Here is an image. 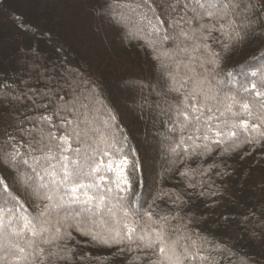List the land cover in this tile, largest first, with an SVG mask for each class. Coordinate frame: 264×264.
<instances>
[{
    "label": "trees",
    "instance_id": "obj_1",
    "mask_svg": "<svg viewBox=\"0 0 264 264\" xmlns=\"http://www.w3.org/2000/svg\"><path fill=\"white\" fill-rule=\"evenodd\" d=\"M243 1L247 7L242 8L237 21L249 25L246 33L242 26L245 38L233 41L226 53L222 43L210 41L221 59L208 76L211 85L203 87L219 90L217 101L209 102V107L220 108L215 113L219 119L208 120L214 130L203 127L212 113L202 109L205 115L200 131L194 132L191 124L182 129L184 117L179 115L184 107L183 94L193 87L181 65L190 57L178 53L166 61L176 75L178 82L174 83L143 35L131 24L126 28L120 22V14L139 0H116L120 7L105 8L103 15L98 11L99 0H0V113L4 116L0 150H10L9 136L17 142L24 138L15 122L23 121L21 127H31L30 118L42 111L37 106L53 93L65 99L77 96L86 105L81 111L93 130L89 133V142L97 146L93 158L117 164L127 158L124 175L129 183L121 184L125 191L115 187L117 177L113 172L102 170L100 174L106 179L100 183L105 190L111 188L108 197L112 204L122 197L136 214L124 218L117 208L113 217L101 210L103 220L101 215L94 217L96 223L88 224L85 231L91 228L107 236L110 228L123 231L125 219L150 223L144 213L151 211L153 219L169 216V231L191 234L198 242L206 238L202 255L211 259L204 264H264V137L251 126L248 132L242 127L232 128L240 119L252 120L239 105L232 110L238 116L226 111L230 101L225 94L243 101L249 94L239 91L241 84L258 80L250 73L264 65V0ZM249 7L253 8L252 17L246 14ZM215 35L221 42H229L220 33ZM165 47L171 51L174 45L169 41ZM192 66L204 73L200 60ZM139 81L144 90L130 91L136 97L127 92V86ZM70 82L79 87L70 89ZM178 87L179 91L172 90ZM251 99H255L254 94ZM216 130L223 135L217 137ZM229 130L238 135L230 137ZM260 131H264V125ZM181 138L184 143L176 148ZM26 171V165L17 169L6 159L0 162V180L8 187L7 193L0 187V200L16 197L22 205L19 212L35 216L43 204L23 183ZM185 172L188 175H182ZM158 193L168 195L158 198ZM177 214L176 219L171 218ZM52 215L56 217V211ZM68 231L72 239L59 243L72 249V264H147L139 248L131 246L132 250H127V242L109 246L75 228Z\"/></svg>",
    "mask_w": 264,
    "mask_h": 264
},
{
    "label": "snow or ice",
    "instance_id": "obj_2",
    "mask_svg": "<svg viewBox=\"0 0 264 264\" xmlns=\"http://www.w3.org/2000/svg\"><path fill=\"white\" fill-rule=\"evenodd\" d=\"M99 2L98 11L101 15L105 8L120 7L116 0ZM244 7L247 5L243 4V0H139L134 7H130L131 14L129 11L120 14L121 24L126 28L131 24L143 35L147 44L157 53V61L174 83L178 82L176 75L168 69L166 61L178 53L190 57L187 64L181 62L186 70V80L193 83L191 91L183 94L181 102L184 105L179 112L184 117L182 129L191 124L193 131L199 132L201 117L205 115L202 109H207L212 116L206 118L202 126L214 130L208 120L219 119L215 113L220 112V108L209 107V102L217 101L219 90L214 91L211 86L205 90L203 85H211L208 76L219 66L221 54L215 52L210 41L222 43V51L226 53L233 41L243 40L245 36L242 35V26L246 33L249 25L243 20L238 22L237 17L242 14ZM215 33L225 36L229 42H221ZM169 41L174 45L171 51L165 47ZM197 53L200 55L196 56ZM196 60H200L203 74L192 66ZM179 68L180 65H177V74ZM228 75L231 76L232 73L229 72ZM250 76L259 79L241 84L239 90L249 96L241 101L236 95L225 94V98L230 101L226 105V111L238 116L239 113H233L232 110L234 105H239L252 120L240 119L238 123L232 124V128L242 127L244 132H248L251 126L260 137H264V131H260L261 125H264V65L257 71H252ZM68 87L73 89L79 85L70 82ZM172 90L179 91L177 88ZM253 94L255 99L250 102ZM37 107L42 111L30 118L31 127H21L23 121L15 122L17 131L23 133L24 138L17 142L14 136H9L10 150H0V162L6 159L17 169L21 164L27 166L23 183L31 195L42 202L43 207L37 215L32 216L19 212L22 205L18 198L0 200V264H72V249L59 243L72 239L69 228H75L82 235L90 236L93 241L109 246L127 242L130 246L127 250L131 251V246L139 248L147 258V264H204L211 259L208 255H202L206 238L201 237L198 242L191 234L180 235L176 229L169 231V216L153 219L151 211L144 213L150 223L142 225L138 220L125 219L123 231L119 227L110 228L107 236L94 232L91 228L85 231L88 224L96 223L93 218L101 215V210L113 217L116 216L114 209L117 208L124 218L136 215L122 197L112 204L108 197L111 188L105 190L106 186L100 183L106 179L105 175L100 174L102 170L113 172L117 177L115 187L121 192L125 191L121 184L129 183L124 175L127 158L119 160L118 164L115 161L105 162L93 158L92 153L97 151V146L89 142L92 139L89 133L93 130L81 111L86 105L79 97L65 99L59 93H53ZM3 122L4 116L0 113V123ZM222 123L226 124L227 121ZM222 135L221 131L216 130L217 137ZM228 135L236 137L238 133L229 130ZM183 143L184 139L181 138L176 148ZM216 143L219 144L220 141L217 140ZM81 145L92 152L85 151ZM204 147L207 148L206 145ZM104 154L111 155L107 152ZM0 187L5 193L8 192V187L2 180ZM165 195L168 194L158 193V198ZM73 205L82 207L73 208ZM54 211L56 217L52 215ZM177 216L178 214L171 218L176 219ZM101 219L103 220L102 215ZM119 223L118 220L117 224ZM152 224L158 227H152Z\"/></svg>",
    "mask_w": 264,
    "mask_h": 264
},
{
    "label": "rangeland",
    "instance_id": "obj_3",
    "mask_svg": "<svg viewBox=\"0 0 264 264\" xmlns=\"http://www.w3.org/2000/svg\"><path fill=\"white\" fill-rule=\"evenodd\" d=\"M243 4L245 5V2L243 1ZM246 14L247 15H249L250 17H252V15H253V8L252 7H249L248 9H247V11H246ZM109 22V21H108ZM106 24H108L107 22H105L104 23V26L106 27L107 25ZM167 65H168V67H169V62H167ZM140 84H141V82L139 81V82H136V83H134V84H131V85H128L127 87H128V89H127V92H129L130 94H133V95H135L134 93H132V92H130L131 90H133V91H136L137 93L139 92V90H144V89H141L139 86H140ZM163 84V82H160V85H162ZM142 86H144V85H142ZM163 86V85H162ZM126 87V86H125ZM178 89H179V87H178ZM136 96V95H135ZM137 97V96H136ZM163 100H164V98H162ZM150 104V103H149ZM149 108H153L152 106H150ZM173 153V152H172ZM177 153V152H176ZM176 153H174V154H172L174 157H176ZM172 156V157H173Z\"/></svg>",
    "mask_w": 264,
    "mask_h": 264
}]
</instances>
